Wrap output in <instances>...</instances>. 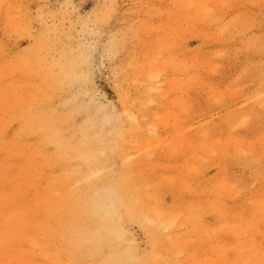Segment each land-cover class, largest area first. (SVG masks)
<instances>
[{
    "label": "rangeland",
    "instance_id": "obj_1",
    "mask_svg": "<svg viewBox=\"0 0 264 264\" xmlns=\"http://www.w3.org/2000/svg\"><path fill=\"white\" fill-rule=\"evenodd\" d=\"M117 263L264 264V0H0V264Z\"/></svg>",
    "mask_w": 264,
    "mask_h": 264
},
{
    "label": "bare ground",
    "instance_id": "obj_2",
    "mask_svg": "<svg viewBox=\"0 0 264 264\" xmlns=\"http://www.w3.org/2000/svg\"><path fill=\"white\" fill-rule=\"evenodd\" d=\"M85 210V209H84ZM88 210H90V209H88ZM82 212V211H81ZM83 213V212H82ZM140 214V213H139ZM138 214V215H139ZM141 216V215H140ZM138 219H139V217H138ZM142 219V218H141ZM144 221V220H143ZM145 222H146V224H147V221L145 220ZM144 223V222H143ZM140 224V223H139ZM142 226V225H141ZM148 227V226H147ZM150 227V226H149ZM146 228V227H145ZM115 240H116V238H115ZM127 251H129V250H127ZM126 251V252H127ZM132 252V251H131ZM237 254H239L238 252H237ZM237 254H235V256L237 255ZM124 254H122V256H123ZM240 255V254H239ZM120 256V255H119ZM121 257V256H120ZM156 257V256H155ZM116 258V257H115ZM236 258H238V256H236ZM235 259V258H234ZM129 260V259H128ZM136 261V260H135ZM129 262H131V261H129ZM134 263V262H133ZM118 264V263H117ZM127 264V263H126Z\"/></svg>",
    "mask_w": 264,
    "mask_h": 264
}]
</instances>
